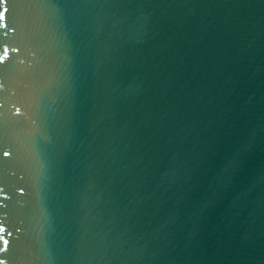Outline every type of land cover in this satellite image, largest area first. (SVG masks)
<instances>
[{"label": "water", "instance_id": "water-1", "mask_svg": "<svg viewBox=\"0 0 264 264\" xmlns=\"http://www.w3.org/2000/svg\"><path fill=\"white\" fill-rule=\"evenodd\" d=\"M4 8L2 264H264V0Z\"/></svg>", "mask_w": 264, "mask_h": 264}, {"label": "snow or ice", "instance_id": "snow-or-ice-1", "mask_svg": "<svg viewBox=\"0 0 264 264\" xmlns=\"http://www.w3.org/2000/svg\"><path fill=\"white\" fill-rule=\"evenodd\" d=\"M7 13V9L4 8L3 10H0V22L4 21L6 19V14ZM18 51V49H17ZM3 56H0V63H3V61L7 58V49L3 50ZM9 152H5L4 155L7 156L9 155ZM0 231H3V229H0ZM4 244H7V241H4ZM0 264H2V262H0Z\"/></svg>", "mask_w": 264, "mask_h": 264}]
</instances>
